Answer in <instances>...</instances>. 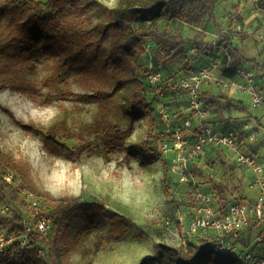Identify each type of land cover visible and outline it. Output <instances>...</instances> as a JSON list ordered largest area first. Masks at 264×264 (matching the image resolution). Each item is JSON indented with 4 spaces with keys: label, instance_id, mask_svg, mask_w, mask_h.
<instances>
[{
    "label": "trees",
    "instance_id": "obj_1",
    "mask_svg": "<svg viewBox=\"0 0 264 264\" xmlns=\"http://www.w3.org/2000/svg\"><path fill=\"white\" fill-rule=\"evenodd\" d=\"M71 1L74 11L79 14L84 11L75 0ZM218 2L122 0L118 7L104 6L110 16L107 23L93 25L75 18L76 14L66 7V0H4L0 2V90L11 88L19 93H29L37 101V93L44 87L55 97L97 103L99 109L94 132L100 135L106 153L111 154L133 133L136 123L145 121L151 130L159 122L162 125L156 109L157 91L163 90L170 95L169 83L180 91L179 82L188 76L177 75L191 68L188 49L198 41H204L202 25L215 17ZM185 25L190 26L193 37L184 33ZM203 43L207 46L205 50L214 51L213 58L222 57L220 69L228 78L237 75L236 70L242 63L251 62L262 68L254 60H245L240 48L226 32L221 33L216 46ZM147 45L151 47L150 53L146 51ZM151 63L154 70L163 74V80L157 86L150 85L146 78ZM45 65L51 66L53 73L45 79L33 77L38 67ZM72 84L78 85L82 91L73 90ZM201 96L208 109L216 107L220 113L219 96ZM231 104L228 99L227 107L230 108ZM113 111L127 122L126 127L111 120ZM219 120L222 121L220 117ZM210 122L206 120L204 124L210 125ZM23 127L29 133L40 134L48 152L79 158L54 136L44 135L32 125ZM50 133L82 140L80 133L65 132L59 125L52 127ZM158 136L160 141L165 139L163 130ZM207 154H202L192 171L200 179L199 185L210 184L208 189L227 203L234 198L227 196L221 182L208 177L204 167ZM10 172L19 180L16 195L37 192L23 165L0 149V204L7 189L15 182L14 177L11 183L6 180ZM244 192V196L236 199H245L247 190ZM190 196L193 208L196 203L193 195ZM81 213L91 222L97 218L109 221L108 233L115 240L123 239L133 226L130 218L110 213L104 205L77 200L59 201L51 212L52 230L47 235L35 230L36 218L28 225L20 215L0 213V232L28 235L33 243L28 250L15 248L9 254L0 255V264H75L71 254L79 242L72 237L71 230ZM40 248L44 250L43 255L39 253ZM154 248L155 253L144 256L139 264H241L235 256L215 251L214 242L206 240L200 244L188 242L183 252L164 243H158Z\"/></svg>",
    "mask_w": 264,
    "mask_h": 264
},
{
    "label": "rangeland",
    "instance_id": "obj_2",
    "mask_svg": "<svg viewBox=\"0 0 264 264\" xmlns=\"http://www.w3.org/2000/svg\"><path fill=\"white\" fill-rule=\"evenodd\" d=\"M75 2L84 9L82 13L71 8V0H66V7L71 8L80 22L93 25L109 21L104 6L115 8L122 4V0ZM184 33L193 37L190 26H184ZM194 37L199 36L194 34ZM52 73L51 66L45 65L38 67L33 77L45 79ZM71 88L82 91L76 84ZM36 97L37 101L29 93H19L11 88L0 90V149L23 165L37 188L35 193L16 195L19 180L10 172L15 182L7 189L0 204L7 215H20L28 225L41 215L53 221L51 212L59 201L77 200L104 205L110 213L131 219L130 232L123 239L115 240L108 233L109 221L97 218L91 222L81 213L71 230L72 237L79 242L71 254L75 264H139L144 256L155 253L154 247L158 243L185 251L187 245L181 244V236L177 234L184 226L179 223L174 231L175 227L168 228L165 222L178 212L187 213L191 209L190 195H193L194 187L181 184L169 172L167 161L160 153L158 133L163 130L161 123L153 130L145 121L136 123L133 133L114 152L107 154L100 135L94 132L99 109L97 103L55 97L44 87ZM111 120L127 126L121 115L114 111ZM23 125H32L40 133L54 136L79 158L48 152L40 134L29 133ZM56 125L65 132L80 133L82 140L50 133ZM204 160L208 177H221L227 196L236 199L246 194L243 185L248 184L249 176L242 168L233 166L225 151H211ZM257 231L255 229L254 233ZM213 237V231H208L190 237L188 242L200 244ZM260 246L264 243H255L251 248L258 251Z\"/></svg>",
    "mask_w": 264,
    "mask_h": 264
},
{
    "label": "built area",
    "instance_id": "obj_3",
    "mask_svg": "<svg viewBox=\"0 0 264 264\" xmlns=\"http://www.w3.org/2000/svg\"><path fill=\"white\" fill-rule=\"evenodd\" d=\"M242 31V25L238 24L226 33L235 39ZM218 39L219 37L213 42V46H216ZM257 39L264 41V27L257 34ZM199 47L205 50L207 46L200 44ZM146 51L151 52L150 45L146 46ZM222 61L221 56L214 57L198 71L179 82L178 88L183 95V102L180 105L181 111L185 113L183 117L176 116L177 112L173 109L170 96L163 90L157 91L156 109L165 135L160 147L162 156L167 161L169 172L181 184L193 185L196 203V206L187 213L178 212L175 217L168 218L165 225L168 228L175 227L174 231H177L179 223L184 226L177 233L181 236L182 245H187L190 237L213 231L214 237L205 240L214 242L215 251L233 255L241 264H264V251H255L251 248L255 243H264V161L255 151L243 150L244 141L251 143L259 137L260 127L246 122L242 127L224 131L204 124L209 116V109L200 94L201 87L208 80L223 81L216 77ZM149 69L146 77L148 83L152 86L161 84L162 72L154 70L152 63ZM236 72L243 79L239 87L242 92L249 95L250 107L253 110H264V91L255 72L245 67H239ZM169 86L171 87L172 83ZM194 117L198 120L197 126H194ZM208 147L226 148L232 152L235 162L251 174L249 187L257 193L245 199H231L223 203L213 190L199 185L200 180L194 175L192 168ZM6 180L11 183L12 175H6ZM0 213L6 214V209L0 206ZM33 226L44 235L52 230L51 220L44 215L36 218ZM254 228L258 231L253 239L248 243L243 242L245 231ZM32 247L33 243L28 235L0 232V255L9 254L15 248L28 250ZM39 253L43 255L44 250L40 248Z\"/></svg>",
    "mask_w": 264,
    "mask_h": 264
},
{
    "label": "crops",
    "instance_id": "obj_4",
    "mask_svg": "<svg viewBox=\"0 0 264 264\" xmlns=\"http://www.w3.org/2000/svg\"><path fill=\"white\" fill-rule=\"evenodd\" d=\"M238 24L242 25L243 31L239 33L237 38L233 39L234 44L240 48L241 55L245 60H254L258 62L262 68H257L251 62L242 63L239 67L253 70L264 91V41L257 39V34L260 33L264 27V0H258L257 3L253 0H219L215 7V17L202 28L204 31L203 42L209 45L213 44L216 38L220 37L222 32L229 31ZM203 42L198 41L193 48L188 49V59L191 61V68L188 71L179 72L177 77H182L185 74L189 76L198 71L203 64L208 63L213 58L214 51L202 50L199 47L200 44H204ZM197 47H199V49H197ZM216 77L223 81L208 80L205 81L201 87V94L204 97L208 94L219 96L218 106L220 113L216 111V107L209 109L207 121H211L210 125L224 131L233 127H242L246 122L260 127L261 134L259 137L251 143L244 141L243 150L255 151L264 161V110H253L250 107L249 95L242 92L239 87L243 82V79L239 75H236L234 78H228L224 76L221 69H219L216 73ZM169 91L171 94L168 95L170 96L169 98L173 105V109L177 112L176 116L183 117L185 113L181 111L180 107L183 102L182 92L172 86L169 88ZM228 99L232 101L230 108L227 107ZM219 117L222 121L219 120ZM193 122L194 126L198 123L196 117L193 118ZM216 149L225 151L227 159L231 160L232 164L237 168H241L235 162L232 152L226 148L208 147L205 149L204 154ZM199 162L200 159L196 164H199ZM245 172L247 171L245 170ZM246 174L249 176L248 184H246V182L244 183L243 190H247V196L251 194L254 195L257 191L254 190L255 192H252L249 187L251 174L249 172ZM214 180L217 183L222 182L221 177L219 179L214 178ZM203 186L207 188L210 184ZM254 231L255 228L252 229L253 233L250 230L245 231L243 242H250L256 233H254ZM258 250L263 252L264 246L258 247Z\"/></svg>",
    "mask_w": 264,
    "mask_h": 264
}]
</instances>
